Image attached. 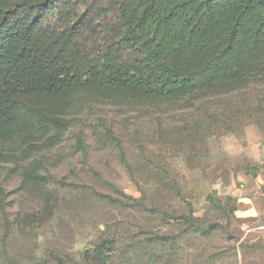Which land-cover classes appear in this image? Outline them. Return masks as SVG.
<instances>
[{
	"label": "rangeland",
	"instance_id": "1",
	"mask_svg": "<svg viewBox=\"0 0 264 264\" xmlns=\"http://www.w3.org/2000/svg\"><path fill=\"white\" fill-rule=\"evenodd\" d=\"M246 50L206 89L82 93L51 110L65 129L0 138V264H264V53Z\"/></svg>",
	"mask_w": 264,
	"mask_h": 264
},
{
	"label": "trees",
	"instance_id": "2",
	"mask_svg": "<svg viewBox=\"0 0 264 264\" xmlns=\"http://www.w3.org/2000/svg\"><path fill=\"white\" fill-rule=\"evenodd\" d=\"M237 1L0 0V138L65 129L51 110L82 93L171 97L237 73L240 45L248 61L264 53V0L233 16ZM221 30L216 54L178 65Z\"/></svg>",
	"mask_w": 264,
	"mask_h": 264
},
{
	"label": "crops",
	"instance_id": "3",
	"mask_svg": "<svg viewBox=\"0 0 264 264\" xmlns=\"http://www.w3.org/2000/svg\"><path fill=\"white\" fill-rule=\"evenodd\" d=\"M258 176H259L258 177L259 181L262 182L261 184H264V175L263 174H259Z\"/></svg>",
	"mask_w": 264,
	"mask_h": 264
}]
</instances>
